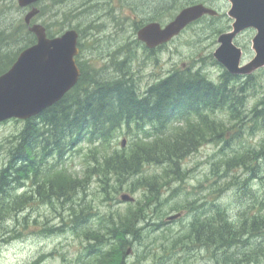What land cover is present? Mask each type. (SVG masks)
I'll list each match as a JSON object with an SVG mask.
<instances>
[{
  "label": "trees",
  "instance_id": "trees-1",
  "mask_svg": "<svg viewBox=\"0 0 264 264\" xmlns=\"http://www.w3.org/2000/svg\"><path fill=\"white\" fill-rule=\"evenodd\" d=\"M67 1L70 0H52V4L61 6ZM168 1L173 0H152L147 7L149 10L160 9ZM189 4L192 2L185 6ZM130 10L133 11L132 8ZM133 13L136 18L139 16L135 11ZM43 14L41 9L38 16ZM52 17H56L60 24L55 33L47 27L48 35H57L70 26L64 17H57L55 13ZM210 19L216 21V18ZM144 20L145 23L158 21L156 17ZM142 25L137 23L135 29ZM225 29L218 27L216 34ZM101 30L102 26L95 27L96 32ZM10 41L18 47L12 53L0 52V75L7 71L21 50L35 43V37L20 21L8 33L0 32V44L5 43L9 47ZM136 42L134 40L133 43ZM145 51L152 54V51ZM122 53L124 56L119 61L116 55L115 64L111 63L113 67L98 68L90 60L82 61L78 57L81 76L77 85L61 101L23 123L24 127L7 150V162L0 169V196L26 185L31 186L29 193L17 196L9 203L7 199H0V211L7 208L10 212L19 213L31 202L38 201L49 204L54 212H58L56 207L69 212L67 221L58 213L62 226L44 224L45 227L37 234H59L64 227L81 234L87 246L83 247L81 257L73 264H124L127 246L141 238V228H135V225L151 217L146 215L149 208L156 203L162 208L155 211L157 216L167 215L163 210L166 199L156 187V177H152L144 180V186L150 190L141 205L123 216L117 213V216H100L96 226L91 229L92 220L97 216L88 204L81 205V198L86 193L85 182L64 170L67 157L81 145L98 148L111 143L123 132L131 134L133 145L129 155L116 152L102 158L104 164L101 169L112 177L114 183L111 189L117 193L126 179L141 175L147 165L178 170L179 163L193 153L207 135V129L215 143H227L224 139L226 131L221 124L208 120L209 112L213 115L226 111L231 121H238V139V134L244 130L264 129V97L249 112L239 111L243 105L242 92L246 87L236 82L238 77L222 71L218 83H215L201 72L202 69L194 71L192 67L173 71L141 93L135 79L140 78L139 72L130 71L138 57L126 47ZM210 59L215 64L211 56ZM108 70L112 71L108 73ZM207 121L210 122L209 126L206 125ZM173 125H184L186 130L178 134L170 133L169 127ZM203 125L206 127L202 128ZM263 160L264 149L249 151L227 163L226 172L237 167L256 176V171L264 169ZM182 175V172L176 173V178L180 179ZM248 182L249 179L243 180L234 183L233 187L242 191L247 188ZM248 192L253 196L255 210L248 214L245 209L240 213L239 221H233L229 209L222 207L217 199L210 203V211L204 206L201 210L194 207L189 230L185 235H178L172 249L178 244L189 249H207L215 264L261 263L264 260V240L259 243L257 240L264 239V198ZM244 207L246 204L242 202L241 208ZM27 224L24 218L23 228ZM151 225L157 229L163 223H149ZM232 249L237 251L230 252Z\"/></svg>",
  "mask_w": 264,
  "mask_h": 264
},
{
  "label": "rangeland",
  "instance_id": "rangeland-1",
  "mask_svg": "<svg viewBox=\"0 0 264 264\" xmlns=\"http://www.w3.org/2000/svg\"><path fill=\"white\" fill-rule=\"evenodd\" d=\"M151 1L70 0L61 6L52 8L50 0H46L38 5L44 14L37 17L35 22L48 26L50 31L55 33L60 23L56 17L51 20L50 13L55 12L57 17H65L70 27L80 32L81 60H90L91 64L98 68L112 67V64L116 62V55L119 61L124 56L122 51L125 47L127 50L132 49L138 61L131 65L130 71L139 72L138 81H140L142 92L145 91L146 86L160 81L173 71L192 69V67L194 71L202 69L209 79L218 83L222 68L213 64L210 56L218 46L219 34H216V29L226 27L227 29L222 31L225 32L231 26L226 16L230 7L227 1L173 0L168 1L167 5L161 6L160 9L149 10L147 4ZM16 2L17 0H0V32L8 33L16 24L23 21L25 10L19 9ZM188 2L203 3L215 9L219 14L216 21L213 22L209 17H205L155 54H147L141 43L137 41L135 25L144 24V18L148 17H156L158 22L166 24ZM130 8L139 14L137 18ZM171 14H173L172 17H169L168 15ZM97 26H102L100 32L95 31ZM66 29L63 28V30ZM253 36L254 32L249 30L235 41L236 45L243 50L244 62H248L253 57L251 50ZM134 40L137 42L133 43ZM17 47L12 41L9 47L2 43L0 52L12 53ZM110 53L113 55L112 59L109 58ZM111 71L108 70V73ZM236 82L246 87L242 92L244 100L239 111L247 113L264 97V69L256 72L247 80L241 78ZM208 120L223 126L226 131L224 139L227 143H215L212 133H209L207 129L205 133L207 135L203 134L204 138L196 150L179 163L178 170L147 165L141 175L126 179L121 188L117 189V193L111 189L114 183L112 177L101 169L104 164L102 158L110 157L116 152L128 154L133 145L130 133L123 132L111 143L98 148L81 145L65 160L64 170L73 177L81 179L83 183L85 182V197L79 196V198L82 197L81 205L88 204L97 216L92 220L91 229L96 226L100 216L108 214L123 216L141 205L144 196L150 190L144 186V180L156 177V187H159L160 194L166 199L163 210L167 215L157 216L155 211L162 208L156 203L149 208L146 215L151 217L144 223L135 225V228H141L139 230L141 238L127 246V249H131V255H125L124 264H215L207 249H189L179 244L172 249L173 242L178 235H185L189 230L194 216L191 210L194 207L201 210L204 206V209L207 208L210 211V203L217 199L222 207L229 209L232 220L239 221L240 213L245 209L248 214L255 210L253 196L248 191L264 198V169L256 171V176L237 167H232L226 172V165L232 159L241 157L249 151L259 152L264 149V129L244 130L238 134L240 137L238 139L236 136L239 130L238 121H231L228 112L218 111L213 115L209 114ZM209 121L206 123L207 126L210 125ZM23 123L11 120L0 124V169L7 162V150L24 127ZM205 127L203 125L202 128ZM169 128V132L174 134L186 130L184 125H173ZM123 141L124 145L121 146ZM181 172L183 175L177 179L176 173L181 174ZM247 179L249 182L245 190L241 191L238 187H233L234 183ZM30 189L31 186L26 185L2 194L0 199H7L6 202L9 203L17 196L29 193ZM122 193H128L134 197L135 203H121ZM242 202L246 204V207L241 208ZM56 209L58 212H54L49 204L36 201L31 202L19 213L10 212L7 208L1 210L0 264H33L34 262L37 264H73L79 256L81 257L87 241L81 234L70 231V228L64 227L63 232L51 236L37 234L45 227L44 224L62 226L63 222L58 213L63 215L64 221H67L69 212L57 207ZM178 213L181 214L178 220L166 221L168 216ZM24 218L28 223L27 227L24 226L25 228H23ZM160 221L163 225L157 229L153 228V224L149 226V223H160ZM6 240L8 242H5ZM262 240L264 239L258 238L257 242H262ZM233 251L237 249H232L230 252ZM259 264H264V260Z\"/></svg>",
  "mask_w": 264,
  "mask_h": 264
},
{
  "label": "water",
  "instance_id": "water-1",
  "mask_svg": "<svg viewBox=\"0 0 264 264\" xmlns=\"http://www.w3.org/2000/svg\"><path fill=\"white\" fill-rule=\"evenodd\" d=\"M40 0H17L22 9L31 7L24 16L28 31L36 43L20 52L8 71L0 75V123L16 119L28 120L58 103L78 82L80 72L75 63L78 54V34L74 30L62 36L48 38L45 28L31 24L39 13L34 6ZM230 9L227 16L232 20L231 31L222 33L213 58L229 74L248 76L264 68V0H227ZM216 11L202 4L182 9L175 18L162 27L149 23L138 30L137 39L148 49H154L179 35L189 24L201 17L215 16ZM247 29H254L251 40L254 53L252 60L241 65L242 51L234 40ZM124 145V141L122 143ZM123 203L134 202L128 194H122ZM180 215L167 218L168 222Z\"/></svg>",
  "mask_w": 264,
  "mask_h": 264
},
{
  "label": "bare ground",
  "instance_id": "bare-ground-1",
  "mask_svg": "<svg viewBox=\"0 0 264 264\" xmlns=\"http://www.w3.org/2000/svg\"><path fill=\"white\" fill-rule=\"evenodd\" d=\"M244 100V99H243Z\"/></svg>",
  "mask_w": 264,
  "mask_h": 264
}]
</instances>
